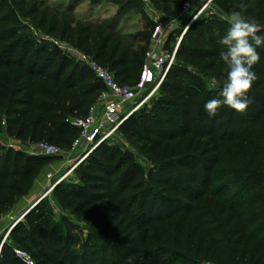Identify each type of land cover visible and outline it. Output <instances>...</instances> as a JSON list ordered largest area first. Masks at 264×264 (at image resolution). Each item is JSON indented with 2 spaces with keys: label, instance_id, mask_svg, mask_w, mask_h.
Returning a JSON list of instances; mask_svg holds the SVG:
<instances>
[{
  "label": "trees",
  "instance_id": "1",
  "mask_svg": "<svg viewBox=\"0 0 264 264\" xmlns=\"http://www.w3.org/2000/svg\"><path fill=\"white\" fill-rule=\"evenodd\" d=\"M89 1H109L121 17L140 13L153 29L141 0ZM180 1L153 0L167 14L183 8ZM215 2L227 15L247 3L244 14L264 35V0ZM228 27L216 14L197 19L178 50L183 61L172 65L159 94L120 126L144 143L146 167L107 139L79 180L57 185L58 200L86 225V237L71 220L56 221L41 201L13 229L17 237L2 246L0 264H27L17 249L36 264H264V46L257 49L259 79L247 94V110L223 106L210 117L204 108L221 98L227 66L217 41ZM49 37L133 85L151 42L147 34L125 36L108 21H77L42 0H0V134L31 144L75 140L73 116L104 89L88 65ZM189 66L213 74L217 86L207 87ZM48 157L0 145V207L23 193Z\"/></svg>",
  "mask_w": 264,
  "mask_h": 264
},
{
  "label": "rangeland",
  "instance_id": "2",
  "mask_svg": "<svg viewBox=\"0 0 264 264\" xmlns=\"http://www.w3.org/2000/svg\"><path fill=\"white\" fill-rule=\"evenodd\" d=\"M42 1L50 10L54 12L56 11L58 13H68L77 21H87L94 24L108 21L111 24H114L117 29L125 36L135 35L141 38L143 35L147 34L151 38L153 32L152 28L147 30L145 19L142 18L143 15L133 11L125 16H118V8L109 1L103 2L98 6L92 5L89 0ZM173 1L179 2V0ZM186 1L189 0H181L180 2L184 3ZM141 2L143 4L144 10L147 12V10H149L147 2L143 0H141ZM151 4L152 5L149 6L159 9L166 16L167 40L165 47L171 51L178 47L189 27L197 19L208 16L210 14H216L223 19H225V17L227 16V14L219 8V5L217 4V2H215V0H200L194 4L191 10H186L184 9V7L176 8V6H173L172 12L170 14H167L161 8H158L153 0H151ZM48 39L54 42L55 45L60 47L64 53L78 61L77 53L75 52L77 48L75 46L69 43L58 42L52 37H49ZM183 59V57H178L176 55L175 63H177L178 61H183ZM103 64L107 66L105 63ZM189 69L197 72L196 76L200 82L205 83L209 88L212 87L211 79L214 77L213 74L198 72L193 66H189ZM134 83L135 81L128 82V84L130 85H133ZM159 92L160 87H158L154 91L152 97L157 96ZM97 96L98 94L96 96H93L90 100V103L84 108V111L79 114H75L73 116V119L88 115L90 106L97 98ZM136 117L137 116H135V118ZM136 122L139 123L137 119ZM109 139L112 145L120 147L121 151L124 154L131 156L137 163L141 164L143 167H146L149 164L148 162L146 163V158L144 155V143L135 135V132L133 130L120 127ZM73 141L74 138L69 137L67 139H64V141L61 143H53L61 145L65 148L71 146ZM0 145L6 146L8 148H13L18 151H23L28 154H30L32 149L34 148L33 144L9 138L5 133L0 134ZM91 155L92 153L86 159H84L81 164L74 170L69 169L71 166H69V164H64L61 158L45 156L49 159L32 175L29 183L24 187L23 193L16 197L9 196L6 199L5 204L0 207V252L4 243L11 242L15 240V237H17L12 233L15 226H17L20 220L25 218L26 214L41 201L46 206H49L51 208L56 221H61L63 219L71 220L77 227V235L83 238L86 237V225L83 222L77 220L76 217L72 215L71 211L63 206V204L58 200L55 194V189L61 182H71L79 180L82 167L84 166V163L90 159ZM50 172H55V176L53 181L49 183L47 180V175ZM67 172H70V174L66 178H61V176ZM25 200H29L32 204L26 210L21 212V210H18L16 208V206L17 204ZM23 223H26V220H23ZM16 242L18 241L16 240Z\"/></svg>",
  "mask_w": 264,
  "mask_h": 264
},
{
  "label": "built area",
  "instance_id": "3",
  "mask_svg": "<svg viewBox=\"0 0 264 264\" xmlns=\"http://www.w3.org/2000/svg\"><path fill=\"white\" fill-rule=\"evenodd\" d=\"M143 1H146L149 7L153 32L139 81L135 85L120 83L107 67L87 53L76 49L78 60L89 66L103 83L104 89L91 106L87 116L72 119L73 124L79 129V136L74 140L71 148L66 149L42 141L33 144L34 148L30 154L61 158L64 164L71 166L69 169H76L96 148L112 137L130 116L144 106L163 83L175 63L178 47L172 51L165 47L166 16L159 9L149 6L152 5L151 0ZM198 1L200 0L186 1L184 9L191 10ZM69 174L70 172H67L61 178H66ZM54 176L55 172L47 175L49 183L53 181ZM16 253L27 264H36L27 252L17 249Z\"/></svg>",
  "mask_w": 264,
  "mask_h": 264
},
{
  "label": "clouds",
  "instance_id": "4",
  "mask_svg": "<svg viewBox=\"0 0 264 264\" xmlns=\"http://www.w3.org/2000/svg\"><path fill=\"white\" fill-rule=\"evenodd\" d=\"M249 5L241 3L239 11H232L225 17L229 27L217 43L222 46L220 59L227 66L226 79L219 92L220 99H211L204 108L210 117H215L221 107L227 106L239 113L247 110L250 100L247 94L259 79L253 71L261 57L257 49L264 46V35L255 18L245 15ZM211 86L216 87L215 77Z\"/></svg>",
  "mask_w": 264,
  "mask_h": 264
},
{
  "label": "crops",
  "instance_id": "5",
  "mask_svg": "<svg viewBox=\"0 0 264 264\" xmlns=\"http://www.w3.org/2000/svg\"><path fill=\"white\" fill-rule=\"evenodd\" d=\"M114 5V4H113ZM115 6V5H114ZM117 7V6H116ZM118 8V7H117ZM147 17L149 18V20H151L150 19V17H149V10H147ZM142 18H144L145 19V17L144 16H142ZM152 21V20H151ZM149 21L147 20V23H148ZM145 23H146V19H145ZM153 23V22H152ZM31 202L29 201V200H25V201H22V202H20L19 204H17V206H16V208L18 209V210H21V212H23L24 210H26L29 206H31ZM21 219V218H20ZM23 220H25V218H23V219H21L20 220V222H23Z\"/></svg>",
  "mask_w": 264,
  "mask_h": 264
},
{
  "label": "water",
  "instance_id": "6",
  "mask_svg": "<svg viewBox=\"0 0 264 264\" xmlns=\"http://www.w3.org/2000/svg\"><path fill=\"white\" fill-rule=\"evenodd\" d=\"M181 42H182V41H181ZM181 42L179 43L178 50H179V48H180ZM177 54H178V51H177Z\"/></svg>",
  "mask_w": 264,
  "mask_h": 264
}]
</instances>
